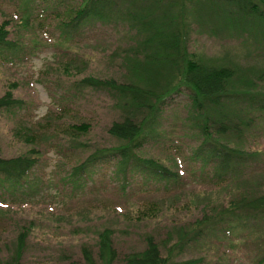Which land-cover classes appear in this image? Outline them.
I'll return each mask as SVG.
<instances>
[{
	"label": "rangeland",
	"instance_id": "374dc122",
	"mask_svg": "<svg viewBox=\"0 0 264 264\" xmlns=\"http://www.w3.org/2000/svg\"><path fill=\"white\" fill-rule=\"evenodd\" d=\"M86 1L0 0V21L8 22L16 43L0 50V97L11 90L21 100L0 110L1 154L39 150L27 185H0V258L13 252L25 226L31 231L21 264L68 262L81 256L83 245L95 248L98 232L106 228L114 230L122 255L143 250L146 237L154 235L162 251L184 238L177 261L264 264V219L248 227L212 220L188 234L197 219L216 215L232 199L264 193V111H235L241 133L231 131L222 139L248 154L244 164L223 174L195 155L202 137L187 90L167 99L156 132L137 152L140 161L152 158L175 175L162 179L140 166L123 167L116 156L91 166L87 176L74 174L96 149L120 144L109 129L127 113L119 93L80 88L78 80L92 75L164 90L180 79L157 48L146 50L150 32L140 29L133 14L152 20L153 30L180 24L183 49L196 60L234 68L236 90L264 93L262 23L216 0H116L106 23L72 35L64 21ZM134 117L140 120L142 113ZM73 124L88 129L76 131Z\"/></svg>",
	"mask_w": 264,
	"mask_h": 264
},
{
	"label": "trees",
	"instance_id": "16d2710c",
	"mask_svg": "<svg viewBox=\"0 0 264 264\" xmlns=\"http://www.w3.org/2000/svg\"><path fill=\"white\" fill-rule=\"evenodd\" d=\"M25 3L34 0H24ZM227 2L235 6V9L245 17L259 21L264 27V0H216ZM116 0H87L67 21H64L65 29L69 33L80 31L89 24L95 22L106 23L112 16L113 5ZM29 5L27 6V8ZM26 8V9H27ZM25 9V8H24ZM133 19L138 21L140 29L150 32L145 41L146 50L155 47L163 55L164 59L171 63L180 79L176 84L160 90L151 88L152 85L132 84L122 82L114 78H100L86 76L78 80L77 87L95 88L111 93H119L125 99L123 109L127 113L121 121H114L109 131L120 140L117 146L96 149L88 158L74 169L75 175L87 176L91 168L116 156L121 158L123 167H143L149 171V175H160L162 179L172 177L175 174L169 172L158 161L138 157L149 135L156 132L158 114L165 107L167 99L182 90L189 91L191 104L197 117L195 127L199 130L202 142L195 155L202 157L204 165L212 164L217 174H223L225 170L236 165L244 164L248 153L241 148L230 146L223 137L229 132L241 133L238 130L241 125L235 122V111L263 112L264 93L251 90H236L231 80L235 75V69L230 66H210L193 57L188 49H183L182 26L178 24L171 28L153 30V21L148 18H140L133 14ZM28 21V18L25 19ZM8 22L0 21V50L14 48L16 43L10 40ZM73 35V34H72ZM145 51V55L149 52ZM144 55V57H145ZM133 61L141 63L144 60ZM148 57V63L153 64L155 59ZM21 100L14 97L10 90L0 97V110L12 109L20 104ZM229 111L232 115L229 114ZM141 112L142 118L137 120L135 113ZM242 122V121H241ZM245 125L249 123L242 122ZM76 131H86L87 125H72ZM149 134V135H148ZM38 149L33 148L28 154L16 157H4L0 143V185L10 184L13 189L23 188L31 179V171L37 164ZM37 155V156H36ZM137 160H139L137 162ZM137 162V163H136ZM140 164V165H139ZM92 166V167H91ZM236 168H233L235 170ZM260 216V217H259ZM264 193L247 198L245 195L232 199L226 206H222L216 215L206 214L202 219L194 222L193 229L188 234L201 232L203 226L212 220L218 223L224 222L235 227L252 226L259 219H264ZM216 217V218H215ZM30 227H23L19 233L13 252L8 251L6 258H0V264H21L27 250ZM114 230L106 228L98 232V240L95 248L83 245L81 256H70L68 262L63 264H197V260H176V250L183 246L182 239L165 247L162 251L160 242L154 235L146 237V246L143 250L121 254L113 238ZM166 253V254H165Z\"/></svg>",
	"mask_w": 264,
	"mask_h": 264
}]
</instances>
